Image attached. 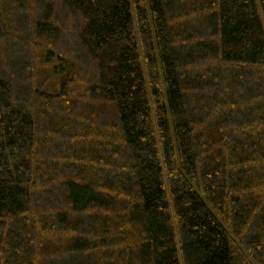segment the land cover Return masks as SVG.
<instances>
[{
    "label": "trees",
    "instance_id": "1",
    "mask_svg": "<svg viewBox=\"0 0 264 264\" xmlns=\"http://www.w3.org/2000/svg\"><path fill=\"white\" fill-rule=\"evenodd\" d=\"M0 264H264V0H0Z\"/></svg>",
    "mask_w": 264,
    "mask_h": 264
},
{
    "label": "rangeland",
    "instance_id": "2",
    "mask_svg": "<svg viewBox=\"0 0 264 264\" xmlns=\"http://www.w3.org/2000/svg\"><path fill=\"white\" fill-rule=\"evenodd\" d=\"M256 2H257V0H256ZM258 4V3H257ZM258 10H259V14H260V6H259V4H258Z\"/></svg>",
    "mask_w": 264,
    "mask_h": 264
}]
</instances>
